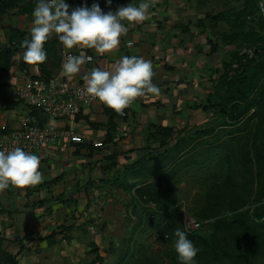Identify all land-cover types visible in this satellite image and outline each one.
<instances>
[{
    "label": "crops",
    "instance_id": "1",
    "mask_svg": "<svg viewBox=\"0 0 264 264\" xmlns=\"http://www.w3.org/2000/svg\"><path fill=\"white\" fill-rule=\"evenodd\" d=\"M142 2L145 0L119 2L115 4L114 11L129 3L138 6ZM187 3V0H170L155 9L150 7L146 13L148 18L140 23L122 21L127 32L121 35L118 46L110 52L100 53L94 48L74 47L78 56L86 58L87 55H93L95 60L94 63H88L85 59V63L76 74H65L61 61L50 60L48 63L49 76H62L76 83L86 82V75L94 67L114 71L118 61L124 56L141 57L151 61L153 65L155 75L152 79L160 89L159 95L149 93L137 97L126 108L127 119L108 114L106 104L94 103L86 106L77 117L60 121L59 126L70 127L81 134L83 143L75 144L65 140L38 153L40 157L38 170L42 173L43 181L35 186L22 187L27 194H32L30 198H38L40 193L46 194L41 198L44 205L50 204L52 196L61 197L63 199L61 205L54 206L67 213L71 209L68 202L64 201L70 203V200L77 199L78 203L79 201L83 203L80 205L85 209L88 208L89 199L95 200L101 193L107 194L104 202H100L99 205L91 202V205L106 209L102 214V220L98 221L100 219L98 218L96 221L99 237L101 241L103 239L110 241L109 247L118 244H112L113 238L102 235V230L112 227L117 230L118 223L120 226L128 225L125 224L123 210L127 207L126 200L140 202L135 188H131L135 184L140 186L141 179L136 174L140 164L164 154L173 145L161 146L160 141L152 138L151 134L156 132L155 126L173 128L176 132L175 127L186 123L189 115L194 113L198 117L197 112H203V106L206 105L203 101H207V95L203 97V90L206 86L205 81L209 78L203 79L202 76L204 74L212 76L213 69L219 66V57L217 59L216 56H219L220 50L214 48V43L208 40L212 34L201 32L195 20H190L191 23L189 20L186 22L184 18L186 12L182 10L186 8ZM179 13L182 15L179 16ZM3 19L9 25L30 31L34 17L20 14L18 9H15ZM52 36L58 38L57 34ZM8 46L7 32L0 29V47ZM23 53L24 51H19L15 54V61L7 76L0 74V129L16 128L25 118L31 116L32 110L16 95V89L21 83L22 70L33 65L23 61ZM98 142H102L103 147H96L95 144ZM64 183L67 185L66 189ZM75 194L78 195L77 198ZM95 195L96 198L93 197ZM114 207L119 209L116 210ZM112 214H115L119 221L112 218ZM34 221H31V224L27 222L32 226L35 224ZM88 224L93 226L95 221ZM54 229V225H50V229L45 230L47 232L44 235L52 234L56 231ZM131 234L133 232L123 237L127 238ZM123 237L116 241L124 240ZM54 241L49 239L46 242Z\"/></svg>",
    "mask_w": 264,
    "mask_h": 264
},
{
    "label": "trees",
    "instance_id": "2",
    "mask_svg": "<svg viewBox=\"0 0 264 264\" xmlns=\"http://www.w3.org/2000/svg\"><path fill=\"white\" fill-rule=\"evenodd\" d=\"M127 0H115V3ZM258 0H246L243 10L237 19L231 20L225 16L224 21L232 27V33L226 37L227 43L251 45L257 47L255 56L243 55L238 58L237 69L232 64L224 63V71L216 83L213 93L208 95L204 111L213 109L215 119L211 127L196 132L195 138H184L172 145L164 154L145 160L136 171L141 179L139 185L135 184L136 195L140 203L150 211L151 222L155 223L154 229H160L162 237L168 234L173 226L172 213L179 207L180 198L171 181L192 166L208 168L212 153H217V162L225 168L226 185L230 189L236 187L234 166L240 164V175L243 178L242 189H251L252 178L258 171L260 176L261 165L264 164V19L257 16ZM37 6V0H0V26L8 35L9 46L0 47V74L7 76L15 61V54L24 51L22 41L30 38V31L18 29L5 24L3 18L10 11L18 9L20 14L32 16ZM247 13L256 14L258 29L239 25L238 18ZM252 19L251 15L247 16ZM238 26V27H236ZM61 42L58 38H51L45 43L47 59L40 63L43 71L48 74L50 60L61 61L59 54ZM246 60L243 63V60ZM7 103V100L4 101ZM13 104V102H8ZM107 112L111 116L117 113L107 105ZM31 117L37 124L45 123L40 110L32 109ZM156 132L151 134L160 145L170 144L173 138V128L155 126ZM217 130V132H215ZM160 135V136H159ZM214 137L213 142L206 144L207 137ZM197 141V142H196ZM236 145V147H233ZM245 145V147H243ZM198 149V150H197ZM200 149V150H199ZM203 151V152H202ZM111 158V157H110ZM256 197L251 201L247 197L243 205H248L247 210L233 203L228 197L227 190H214L206 194V206L197 214L201 222L209 221L211 233L203 236L198 230L186 233L194 245L199 249L194 258L195 264H254V256L258 253V246L264 245V180L259 184ZM19 187L10 186L6 191L12 194ZM13 216V211L3 202H0V216ZM172 225V226H171ZM241 232L250 234V244L247 248L243 244ZM59 232L54 231L44 239L56 238ZM128 247L118 248L119 261L117 264H149L145 251L132 250ZM43 239V238H39ZM6 238L0 234V264H19L18 255L6 250ZM20 252L23 240L18 241ZM136 245V244H135ZM134 245V246H135ZM112 248L117 247L115 245ZM116 250V249H115ZM174 264H180L178 254L172 258Z\"/></svg>",
    "mask_w": 264,
    "mask_h": 264
},
{
    "label": "rangeland",
    "instance_id": "3",
    "mask_svg": "<svg viewBox=\"0 0 264 264\" xmlns=\"http://www.w3.org/2000/svg\"><path fill=\"white\" fill-rule=\"evenodd\" d=\"M187 2L186 8L182 10L186 12L184 14L186 22L195 20V24L201 29V32H207L208 35L212 34V36L209 35L208 40L214 43V48L220 50L219 56H216L217 59L219 57V66L213 69L212 76L210 74H202L203 79L209 78L205 81L206 86L203 90V97L207 95L208 98V95L211 92L213 93L216 83L223 74L225 62L232 64L237 69L239 65L236 63L239 57L247 55L251 58L255 56L258 50L257 47L244 43L241 45L228 44L225 39L232 33V27L223 18L228 16L231 20L237 19V15L243 10L246 0H187ZM178 15L181 16L182 14L179 13ZM249 15H251L252 19H248L247 16ZM3 21L9 25L4 19ZM238 21L239 25L259 28L260 21L255 13H247L246 16L238 18ZM0 29L5 30L1 26ZM262 34H264V31H262ZM245 61L244 59L243 63ZM210 76L212 79H210ZM203 102L208 104L206 100ZM197 113L198 117L192 113L186 123L175 127L177 131L174 132L170 144H175L178 140L184 138H195L197 131L205 130L212 126L215 119L213 109L210 108L207 112L200 111V113ZM213 140L214 137L209 136L205 141H207L206 144H210ZM233 147H236V145ZM216 154L215 152L212 153L208 168L203 169L198 166H192L190 169L184 170L178 178L171 181V185L176 189L181 202L179 207L171 214L174 222L170 231L167 230L169 235L166 234L162 237L161 228L154 229L155 223L151 222L149 209H146L140 202H129L127 199V207L123 208V210L125 224L127 223L128 225L120 226L118 223L117 230L113 227L102 230V235L113 238L112 244H118L116 245L117 247L112 248L111 246L109 247L110 241L105 239L101 241L97 228V223L102 220V214L106 209L102 206L98 208L91 205V202H95L97 205L102 201L104 202V198L108 197L107 194L101 193L97 198L96 195L93 196L96 199H89L88 208L85 209L81 206L83 203L80 201L78 203L77 199L70 200V203L69 201H64L65 203L68 202V207L71 209L67 213L63 209L55 208L56 205H61L63 201L61 197L52 196V199L49 200L50 204L44 205V201H41V198L46 194L40 193L38 198H30L32 194H27L23 188H17L12 194H9L6 190L0 191V202H3L5 206H8L13 211V216H0V234L6 238L4 247L6 250L18 255L19 264H117L120 251L118 248L128 247V239L123 236L125 234V236H128L129 232H133L131 234L133 238L130 240L129 253L140 247L150 260L149 264H174L172 258L176 255L174 244L177 239L175 231L178 229L185 231L184 222L186 218L198 220L197 214L205 208L206 194L208 192L212 189V191L227 190L228 197H232L233 203L240 206L243 211L248 209V205H243L247 197L251 196L252 201L257 195L259 184L264 180V164H262V175L260 176L258 171L255 172L251 182V189L249 191L242 189L241 166L236 164L234 166V176L238 185L234 189H230L226 185L225 168L218 164ZM63 186L65 189L67 188L66 183ZM75 196V198L78 197L77 194ZM114 209L116 208L114 207ZM116 217L115 214H112V218ZM98 218L100 219L98 220ZM33 220H35V224L29 226L28 222L30 223ZM116 220L119 221L117 218ZM92 221H95L93 226L88 224ZM208 222L204 221V224H209ZM50 225H54V230L59 232L57 237L53 238L55 241L52 243H48L46 242L48 239H44L46 236L44 234L47 232L45 230H49ZM75 226H78V228L74 229ZM125 228L127 229L126 233L124 232ZM119 229H121L120 232H117ZM110 230L116 232L112 233ZM211 231L210 226L205 225L202 226L198 233L203 236H209ZM241 234L243 235V244L248 248L251 242L250 234L248 232H241ZM122 237L124 240L116 241ZM19 240H23L21 252L18 244ZM254 264H264V245L260 244L258 246V253L254 256Z\"/></svg>",
    "mask_w": 264,
    "mask_h": 264
},
{
    "label": "clouds",
    "instance_id": "4",
    "mask_svg": "<svg viewBox=\"0 0 264 264\" xmlns=\"http://www.w3.org/2000/svg\"><path fill=\"white\" fill-rule=\"evenodd\" d=\"M111 5L112 0H106ZM152 0H145L138 6L128 4L116 11H102L99 3L72 8L66 0H37L33 10V27L30 38L22 41L23 61L28 64L44 63L47 59L45 43L53 34L66 49L74 47L94 48L100 53L115 49L121 35L127 32L122 21L140 23L146 15ZM85 57L68 55L62 63L65 74H76ZM90 59V58H89ZM155 72L151 61L137 56H124L114 71L93 68L85 77L87 94L98 98L117 113H122L137 97L146 94L159 95L160 89L153 83ZM40 157L20 147L9 151L0 150V191L10 186L27 187L42 183L38 170ZM174 248L180 264H195L199 249L187 238L186 231L176 230Z\"/></svg>",
    "mask_w": 264,
    "mask_h": 264
},
{
    "label": "built area",
    "instance_id": "5",
    "mask_svg": "<svg viewBox=\"0 0 264 264\" xmlns=\"http://www.w3.org/2000/svg\"><path fill=\"white\" fill-rule=\"evenodd\" d=\"M170 0H152L153 8L168 3ZM70 5L69 11L78 6L99 3L102 11H114L115 0L108 5L106 0H66ZM257 16L264 19V0H258ZM68 55L78 56L74 49H66L61 45L60 56L63 63ZM90 58V59H89ZM86 61L94 63V56L87 55ZM99 68V67H94ZM86 82L76 83L62 76H49L40 64H33L25 67L21 72V83L16 89L17 98L24 105L32 109L40 110L45 123L40 126L37 121L29 116L21 124L12 129H0V150L9 151L16 147L38 154L47 148H52L62 141L69 140L75 144L83 143V136L70 127L59 126L63 120H70L77 117L83 109L94 103H102L98 98L86 93ZM117 113V112H116ZM120 118L127 119L126 109L117 113ZM102 142L95 144L96 147H103ZM204 222L194 218H186L184 229L186 233H193L200 230Z\"/></svg>",
    "mask_w": 264,
    "mask_h": 264
}]
</instances>
